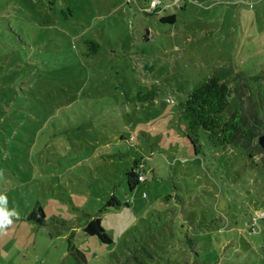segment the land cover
Masks as SVG:
<instances>
[{
    "label": "rangeland",
    "instance_id": "rangeland-1",
    "mask_svg": "<svg viewBox=\"0 0 264 264\" xmlns=\"http://www.w3.org/2000/svg\"><path fill=\"white\" fill-rule=\"evenodd\" d=\"M151 1L0 0V193L18 213L0 264H264V122L251 159L202 129L196 153L177 107L214 75L255 108L240 74L264 71V0ZM94 217L110 243L84 233Z\"/></svg>",
    "mask_w": 264,
    "mask_h": 264
},
{
    "label": "trees",
    "instance_id": "trees-1",
    "mask_svg": "<svg viewBox=\"0 0 264 264\" xmlns=\"http://www.w3.org/2000/svg\"><path fill=\"white\" fill-rule=\"evenodd\" d=\"M161 1V0H160ZM162 21H173L174 15L162 17ZM95 51L96 48L92 47ZM249 84L252 93V99L255 101V108L246 112L245 104L237 90V81L234 79V85L231 87L225 82L220 81L216 76L209 77L206 81L200 83L197 87L190 90L186 97L177 103L179 109V118L185 124L184 135L193 146L194 152H198L197 133L199 129L209 132L208 137L219 145L239 146L247 153L251 159V147L248 141L256 136L254 134L255 125L264 122V71L258 72L253 76H243ZM235 97V106L227 120L220 122V114L228 105L230 98ZM153 91L149 94L137 97L138 99H151ZM254 149L262 151L254 144ZM264 167V159L262 160ZM143 166L139 159L132 161L130 169L125 172L126 182L129 190L141 181ZM120 201L113 195L106 201L104 207H119ZM39 213L43 217L40 207L32 211L29 219ZM38 222L41 220H37ZM84 233L96 236L102 243H110L111 239L101 227L98 217L90 218L84 227ZM190 243V240H188Z\"/></svg>",
    "mask_w": 264,
    "mask_h": 264
},
{
    "label": "clouds",
    "instance_id": "clouds-1",
    "mask_svg": "<svg viewBox=\"0 0 264 264\" xmlns=\"http://www.w3.org/2000/svg\"><path fill=\"white\" fill-rule=\"evenodd\" d=\"M7 205V196L0 193V228L12 224L13 218L18 217L17 211L15 209H9Z\"/></svg>",
    "mask_w": 264,
    "mask_h": 264
},
{
    "label": "water",
    "instance_id": "water-1",
    "mask_svg": "<svg viewBox=\"0 0 264 264\" xmlns=\"http://www.w3.org/2000/svg\"><path fill=\"white\" fill-rule=\"evenodd\" d=\"M257 145L261 148L264 157V133L260 134L256 139Z\"/></svg>",
    "mask_w": 264,
    "mask_h": 264
},
{
    "label": "built area",
    "instance_id": "built-area-1",
    "mask_svg": "<svg viewBox=\"0 0 264 264\" xmlns=\"http://www.w3.org/2000/svg\"><path fill=\"white\" fill-rule=\"evenodd\" d=\"M158 4H160V0H152L151 3H150V5H151L152 8L156 7ZM139 179L140 180H143V177L140 176ZM260 215L261 216L263 215L262 217H264V214L263 213L260 214Z\"/></svg>",
    "mask_w": 264,
    "mask_h": 264
}]
</instances>
